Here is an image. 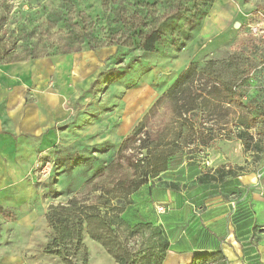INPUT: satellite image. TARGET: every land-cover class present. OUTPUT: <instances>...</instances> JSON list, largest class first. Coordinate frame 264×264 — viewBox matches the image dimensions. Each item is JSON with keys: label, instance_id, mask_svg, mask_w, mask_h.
<instances>
[{"label": "rangeland", "instance_id": "rangeland-1", "mask_svg": "<svg viewBox=\"0 0 264 264\" xmlns=\"http://www.w3.org/2000/svg\"><path fill=\"white\" fill-rule=\"evenodd\" d=\"M152 29L158 39L153 50H143L140 42ZM61 54L75 62L65 103L71 117L55 136L44 132L34 161L28 151L6 161L13 182L6 189L11 197L0 199V264H117L86 229L72 247L67 243L76 240L48 223L49 207L72 198L73 215H80L78 204L98 201V209L85 213L107 212L112 236L123 241L138 223L160 224L170 209L155 208L163 187L192 189L202 177L223 198L264 192V122L248 130L247 147L234 125L240 113L264 104V0H0V62ZM189 65L228 84L245 78L246 111L209 103L194 111L200 130H175L178 92H164ZM140 121L144 128L118 152ZM206 132L213 138L203 146ZM158 141L155 150L175 152L150 171L144 167L150 155L139 147L150 145L153 153ZM241 178L249 180L245 187ZM91 228L98 229L96 218ZM147 233L126 243L137 250Z\"/></svg>", "mask_w": 264, "mask_h": 264}, {"label": "crops", "instance_id": "crops-1", "mask_svg": "<svg viewBox=\"0 0 264 264\" xmlns=\"http://www.w3.org/2000/svg\"><path fill=\"white\" fill-rule=\"evenodd\" d=\"M72 56L0 64V199L11 197L6 161L19 160L25 151L34 161L44 132L55 136L71 117L65 103L74 75ZM243 181L245 187L249 180ZM250 194L223 198L216 188L196 183L192 189L163 187L156 201L170 209L157 221L169 239L162 264H189L194 254L216 250L227 264H264V192Z\"/></svg>", "mask_w": 264, "mask_h": 264}, {"label": "trees", "instance_id": "trees-1", "mask_svg": "<svg viewBox=\"0 0 264 264\" xmlns=\"http://www.w3.org/2000/svg\"><path fill=\"white\" fill-rule=\"evenodd\" d=\"M157 39V32L155 29H152L144 34L140 42V46L143 50L151 51L153 50ZM12 62L17 61H4L0 62V64ZM244 81L245 78H243L239 83L236 82L228 84L226 82H221L218 77H213V74L211 72L208 73L205 68L197 70L195 65H189L178 75L174 82L164 92L167 96L172 95L171 93L173 92H178V94L174 96L175 107L177 113L180 116L183 115V118L178 116L180 120L179 122H176L175 130H200L195 129L196 125H198V128L201 127L197 122L198 117H195L196 114L194 111L199 110L201 107L206 109L209 103H212L215 108L218 106L220 107V105H226V107H230L231 105H241L246 111L247 104L243 103L241 90ZM248 109L249 110L247 111H249V113H240L234 121V125L237 130L236 138L244 143L246 147L249 146L248 141L251 137L248 130L255 127L258 121L264 122V104H261L252 114L250 112L251 109ZM186 114H189L190 116H187ZM143 117L145 118V115ZM143 128L144 126L142 121L137 123V125L131 130L130 134L122 141L118 152L126 148L132 137L140 133ZM211 133L212 132H206L204 135L205 139L200 142L201 145H207L208 141L213 138ZM157 147H159V141L152 144V149H154L153 153L151 150L148 151L150 145L142 143L139 147L141 149H146L147 154L150 155L144 165V167L147 166L150 171L159 168L175 152L172 149L165 151L163 148L155 150ZM198 182L201 184L206 181L202 177H199ZM171 188L174 189L175 186H172ZM77 203V199L72 198L68 200L66 204L50 206L45 215L46 220L52 225L56 232H59L60 230L66 234V230V235H71V239L76 240L74 244L72 240H70L72 241L71 243L68 242L67 244H70L72 247L80 246L81 231L84 228L92 239L98 240L102 243L103 247L109 254L112 255L117 264L163 263L169 248V239L161 224H156L155 222L138 223L134 227L130 228L128 231V237H133L136 233H141L143 229L148 230V233L145 236L146 243L144 245H140V248L135 250L126 243L128 237H126L123 241H120L116 235L112 236V233L116 228L112 229L111 224L105 221L107 212H104L101 215V211L99 212L97 210V214L94 216L85 213L86 209H98V201L92 205L78 204L77 207L81 208L80 215H73L72 207ZM117 211L121 212V210ZM1 213L4 216H9V212L5 209L2 210ZM70 217V221H66V218ZM76 217L78 220L77 222H74V218ZM95 218L98 221V229L91 228L92 221ZM122 223L123 220L120 218V224ZM76 229H78L77 232ZM99 229H104L106 232H103V230L100 231ZM73 231L76 232L75 235H73ZM65 234L62 236L64 239L67 237ZM53 246L56 247L55 253L59 254L60 248L58 247L55 239L53 240ZM65 261L67 264H72V262L67 259ZM189 264H227V260L220 250H216L208 253L194 254Z\"/></svg>", "mask_w": 264, "mask_h": 264}, {"label": "built area", "instance_id": "built-area-1", "mask_svg": "<svg viewBox=\"0 0 264 264\" xmlns=\"http://www.w3.org/2000/svg\"><path fill=\"white\" fill-rule=\"evenodd\" d=\"M155 208H156V211H157V212H159V213H163V212H165V211L168 209V206H167L166 204H161V203H159V204H157V205L155 206Z\"/></svg>", "mask_w": 264, "mask_h": 264}]
</instances>
